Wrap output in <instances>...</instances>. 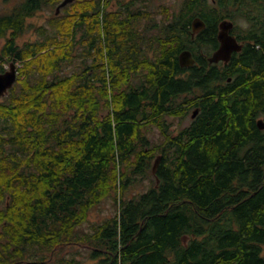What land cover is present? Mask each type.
Masks as SVG:
<instances>
[{"label":"trees","instance_id":"trees-1","mask_svg":"<svg viewBox=\"0 0 264 264\" xmlns=\"http://www.w3.org/2000/svg\"><path fill=\"white\" fill-rule=\"evenodd\" d=\"M61 1L0 13V59L20 63L0 98V264H82L59 255L70 244L95 264H264V45L240 73L186 70L178 53L198 49L180 26L213 15L204 0H181L166 23L150 0L56 13ZM106 197L114 214L79 230Z\"/></svg>","mask_w":264,"mask_h":264},{"label":"flooded vegetation","instance_id":"flooded-vegetation-1","mask_svg":"<svg viewBox=\"0 0 264 264\" xmlns=\"http://www.w3.org/2000/svg\"><path fill=\"white\" fill-rule=\"evenodd\" d=\"M145 1L146 0H142L144 3ZM204 1L208 6L206 9L212 7L213 15L211 16L206 13L202 14L204 12H201L200 15L192 16L187 25L180 26V28H183L184 35L187 40L191 43H197L198 49V52H195L190 48H183L191 51L194 58V63L187 66H180L187 70L194 64L197 65L198 62L202 60L206 63L207 67L210 65L216 67L222 76H224L229 70H234L237 73L242 72L244 67L243 60L247 59L250 55H253L255 50L261 49L264 45V0ZM142 7L144 8V6ZM196 17L202 19L204 26L201 29L194 31L192 27V21ZM224 20L231 21L232 26L230 28H221L220 24ZM201 32L203 33L200 34ZM220 32H226L227 35L224 34L223 36H228L230 39H232L230 45L231 48L228 49L230 52L226 58L219 57L217 60H210L213 54L221 46V40L219 39ZM201 45L202 48L200 47ZM199 56L202 58H198ZM5 70L6 69L3 71ZM246 76L247 75L245 73L243 78H246ZM231 80V76H226L224 81L230 82ZM240 86V84L237 85V88ZM195 116L191 117L194 118ZM258 119L264 120V117H259L257 120ZM182 125H184V123ZM173 127H175V131L178 129L177 126Z\"/></svg>","mask_w":264,"mask_h":264},{"label":"rangeland","instance_id":"rangeland-1","mask_svg":"<svg viewBox=\"0 0 264 264\" xmlns=\"http://www.w3.org/2000/svg\"><path fill=\"white\" fill-rule=\"evenodd\" d=\"M115 1V0H112ZM19 0H0V13L6 12L9 9H11L13 6H15ZM151 10H154L156 12H151V15L154 16V18L159 22H168L169 19L172 17V13H174L178 8H180L181 0H151L149 2ZM110 9H116L118 8V3L112 2L110 4ZM53 7H45L42 10H39L36 15L32 16V18L29 20L35 25L47 23L48 17L53 12ZM167 13V14H165ZM167 15V16H166ZM151 28H157V27H151ZM36 38L35 32L32 30L27 31L22 36H20L17 39V42L22 44L25 40H30ZM5 42L4 38L0 37V49L3 43ZM10 61H6L3 59H0V65L3 66L4 69L8 68ZM17 64H20L19 62H16ZM1 68V67H0ZM73 69L72 65H67L64 68V71H70ZM190 116L188 115L183 121L182 124H187L190 121ZM168 120L171 121L172 126H177L179 123V119L177 117H168ZM157 128H152L151 131L147 133V136L149 137L150 141H160L161 137L160 134L157 132ZM146 184V180L144 181ZM141 185H138L135 187L134 191H142L146 189V187H143ZM131 195V194H128ZM114 205L113 200L110 197H106L103 200H101L97 205H95L91 210L89 211L88 217L80 224L79 230L89 231L93 224H97L102 222L104 219L112 216L114 214ZM89 249L84 248L82 245L77 244H70L66 245L62 249V251L59 253L60 256H63L65 258L75 257L77 260L81 261L82 264H95L96 259L90 258L88 255Z\"/></svg>","mask_w":264,"mask_h":264},{"label":"water","instance_id":"water-1","mask_svg":"<svg viewBox=\"0 0 264 264\" xmlns=\"http://www.w3.org/2000/svg\"><path fill=\"white\" fill-rule=\"evenodd\" d=\"M73 0H62L57 6H56V13H58L59 9L61 6L66 5L68 2H71ZM221 28H230L232 26V22L228 20H224L221 22ZM204 26V23L201 18L196 17L192 21V27L194 31H197L201 29ZM227 35L226 32H220L219 34V39L221 40V46L220 48L213 54V56L210 58V60H217L219 57H224L226 58L228 53L230 52L231 48V42L232 39H230L228 36H223ZM228 39H227V38ZM234 42V40H233ZM178 61L181 66H187L191 65L194 63V58L192 56V53L188 49H183L179 55H178ZM18 75L17 71V63L14 61H10L8 68L5 71H0V98L4 96L8 89L14 84L16 78ZM197 108H195L191 114V116H195L197 113ZM257 125L259 128H264V120L263 119H258L257 120ZM160 156L158 155L153 163L152 166V172L154 173L156 166L158 165Z\"/></svg>","mask_w":264,"mask_h":264}]
</instances>
